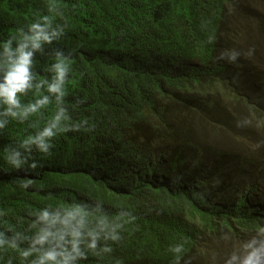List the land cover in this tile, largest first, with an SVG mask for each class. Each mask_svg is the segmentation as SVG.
<instances>
[{
    "label": "trees",
    "instance_id": "trees-1",
    "mask_svg": "<svg viewBox=\"0 0 264 264\" xmlns=\"http://www.w3.org/2000/svg\"><path fill=\"white\" fill-rule=\"evenodd\" d=\"M51 2L0 0V46ZM55 2L64 15L53 27L65 32L35 54L33 71L50 82L54 52L69 57L59 107L95 127L58 134L48 155L20 142L43 130L54 102L0 128V231H24L28 213L47 206L100 201L109 217L136 219L110 255L79 264H172L176 245L179 264H226L264 240V0ZM195 124L222 144L200 143ZM17 151L18 169L6 159ZM9 257L19 264L0 250V264Z\"/></svg>",
    "mask_w": 264,
    "mask_h": 264
},
{
    "label": "clouds",
    "instance_id": "clouds-1",
    "mask_svg": "<svg viewBox=\"0 0 264 264\" xmlns=\"http://www.w3.org/2000/svg\"><path fill=\"white\" fill-rule=\"evenodd\" d=\"M59 9V5L53 0L47 5L49 15L36 13L37 18L32 23L17 27L14 34L0 46V117L7 118L0 120V128H4L9 120L24 123L29 117L37 114L42 116L41 110L54 102L56 110L43 130L20 142L25 151L35 145L45 155L50 154L49 148L54 147L48 141L58 134L81 129L92 131L95 127L87 119L69 123L66 109L59 107L67 95L65 86L72 64L69 57L64 56L63 52H54L55 62L48 69L53 73L50 82L43 78L38 80L33 71L35 54H43L42 46L52 44L65 32V28L60 25L53 27L57 17L63 18L64 14ZM251 54L250 50L247 55ZM239 55L240 53L232 51L229 61L234 62ZM42 88L47 95L41 93ZM30 92H34L37 98L28 103L22 102L21 98ZM53 96L55 101L51 99ZM6 159L17 169L21 166L18 151ZM29 167L34 169L36 165ZM32 183L31 180L25 181L22 187L28 188ZM100 205L101 202L97 201L93 208L82 201L64 206H47L29 212L24 231L11 227L0 231V250L17 253L19 264H79L80 261L87 260L90 254L103 259L113 252L112 245L123 239L121 231L125 224L133 223L136 217L124 212L109 217ZM8 232L12 235L7 236ZM169 250L177 254L172 264H179L178 254L184 251L183 245H176ZM6 264H13V258L9 257ZM114 264H123V261L116 259ZM226 264H264V240L252 239L243 246L239 255L230 256Z\"/></svg>",
    "mask_w": 264,
    "mask_h": 264
},
{
    "label": "rangeland",
    "instance_id": "rangeland-1",
    "mask_svg": "<svg viewBox=\"0 0 264 264\" xmlns=\"http://www.w3.org/2000/svg\"><path fill=\"white\" fill-rule=\"evenodd\" d=\"M239 111L235 112V113H231V112H224L225 116L226 117H235L236 115H238ZM240 115V114H239ZM196 125V130H195V136H196V139L200 142V143H203V144H209V145H219V144H222L220 142H218L217 140H214L212 139L213 135L211 134L212 130L209 128L208 126V129L207 128H203L197 124ZM208 131V139L206 137V132ZM251 147L249 146V149ZM253 149L254 151L256 152V158H258L261 154L260 152V149L255 146L253 144Z\"/></svg>",
    "mask_w": 264,
    "mask_h": 264
}]
</instances>
